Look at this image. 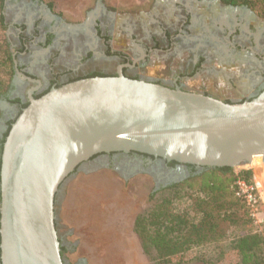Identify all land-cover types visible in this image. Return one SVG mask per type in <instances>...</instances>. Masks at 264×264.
I'll use <instances>...</instances> for the list:
<instances>
[{
	"label": "water",
	"instance_id": "1",
	"mask_svg": "<svg viewBox=\"0 0 264 264\" xmlns=\"http://www.w3.org/2000/svg\"><path fill=\"white\" fill-rule=\"evenodd\" d=\"M35 89L1 145L0 264H64L54 197L94 156L136 152L199 172L264 161V88L227 103L119 72Z\"/></svg>",
	"mask_w": 264,
	"mask_h": 264
},
{
	"label": "flooded vegetation",
	"instance_id": "2",
	"mask_svg": "<svg viewBox=\"0 0 264 264\" xmlns=\"http://www.w3.org/2000/svg\"><path fill=\"white\" fill-rule=\"evenodd\" d=\"M150 6L145 18L116 22L114 12L96 0L82 21L68 23L38 0H4L13 76L0 98V142L29 103L30 89L36 88L32 97L37 98L76 78L120 72L227 103L250 100L263 90L264 18L246 6L220 0H152ZM114 30L126 34L130 44L113 48ZM152 55L163 62L158 71L149 68ZM94 169L109 170L126 181L146 177L153 191L199 172L136 152L94 156L81 171ZM58 240L63 263L68 264L62 256L73 246L64 234Z\"/></svg>",
	"mask_w": 264,
	"mask_h": 264
},
{
	"label": "rangeland",
	"instance_id": "3",
	"mask_svg": "<svg viewBox=\"0 0 264 264\" xmlns=\"http://www.w3.org/2000/svg\"><path fill=\"white\" fill-rule=\"evenodd\" d=\"M29 1V0H24ZM52 8L53 12L68 23L82 21L94 10L96 0H38ZM102 6L114 12L115 21L131 22L152 11V0H100ZM4 8V7H3ZM4 16L7 14L3 9ZM5 18V17H4ZM6 22V21H5ZM10 40V35L5 31ZM123 44H130L127 35L113 31V48L119 49ZM158 55H152L149 68L158 71L163 62ZM114 64V63H113ZM0 77H3L0 72ZM6 79V78H5ZM11 83V82H10ZM0 105V114L1 108ZM234 167L238 170L252 172V184L257 185L253 192L254 203L249 208L251 223L235 220L236 208H229L228 214L233 220L218 221L217 234L225 237L223 244L214 242L192 248L171 258L167 264H198L205 258L210 264H238L235 252L228 241L243 234L246 230L264 229V161ZM153 193L150 179L137 176L126 181L106 169L76 171L65 184L61 185L62 202L57 206V235L64 234L65 241L73 246L72 251H64L62 257L68 264H157L156 252L152 247L145 248L134 229L136 217L150 212L154 204L169 200L172 213H185L195 218V194L190 197ZM256 193V199L255 194ZM193 197V198H192ZM257 201V205L255 202ZM255 205V206H254ZM223 211L221 210L220 213ZM227 214V215H228ZM199 215V213H198ZM198 215L196 218H198ZM164 264V263H163Z\"/></svg>",
	"mask_w": 264,
	"mask_h": 264
},
{
	"label": "trees",
	"instance_id": "4",
	"mask_svg": "<svg viewBox=\"0 0 264 264\" xmlns=\"http://www.w3.org/2000/svg\"><path fill=\"white\" fill-rule=\"evenodd\" d=\"M223 4L246 6L261 18H264V0H220ZM4 0H0V98L10 86L13 76V59L10 50L9 41L5 35L7 25L3 15ZM91 77H106L102 75H93ZM6 78V79H5ZM83 78L73 79L79 80ZM71 82V81H70ZM40 97V96H39ZM38 98V97H37ZM26 104L24 107H26ZM8 125L1 145L6 137L11 124ZM254 164V162H253ZM189 167H193L187 165ZM243 180L247 185L252 184V172L250 170H236L230 167L223 168H204L200 172H193L181 182L174 183L165 188L153 191L149 199H152L158 193H168L170 197H190L195 194L194 200L195 215L198 218H191L185 213L176 214L170 211L169 200L155 203L150 212L139 215L135 219L134 229L140 237L145 248L152 247L156 252L158 259L157 264H167L171 258L178 256L192 248L219 242L223 244L225 237H221L216 232L218 221L233 220L231 216L235 213L228 214L229 208H236L237 219L234 222L251 223L249 208L246 199L237 194L235 182ZM61 186L58 191L60 192ZM57 191V192H58ZM255 199H256V193ZM60 197V196H59ZM54 213L61 201L55 204ZM193 198V197H192ZM257 205V201L255 202ZM254 205V206H255ZM223 211L220 213V211ZM228 214V215H227ZM56 217V214H55ZM263 219L264 214L260 216ZM55 228L58 229L55 218ZM228 246L232 248L238 260V264H264V229L261 231H245L240 236L230 239ZM198 264H210L205 258H201Z\"/></svg>",
	"mask_w": 264,
	"mask_h": 264
},
{
	"label": "built area",
	"instance_id": "5",
	"mask_svg": "<svg viewBox=\"0 0 264 264\" xmlns=\"http://www.w3.org/2000/svg\"><path fill=\"white\" fill-rule=\"evenodd\" d=\"M237 194L242 195L248 203H254L253 192L257 185H247L243 180L235 182Z\"/></svg>",
	"mask_w": 264,
	"mask_h": 264
},
{
	"label": "bare ground",
	"instance_id": "6",
	"mask_svg": "<svg viewBox=\"0 0 264 264\" xmlns=\"http://www.w3.org/2000/svg\"><path fill=\"white\" fill-rule=\"evenodd\" d=\"M261 160H262L261 156H258L257 155V156L252 157L251 161L248 164H252L253 162H259V163H261L262 162Z\"/></svg>",
	"mask_w": 264,
	"mask_h": 264
}]
</instances>
